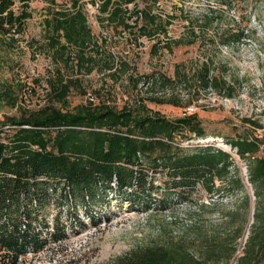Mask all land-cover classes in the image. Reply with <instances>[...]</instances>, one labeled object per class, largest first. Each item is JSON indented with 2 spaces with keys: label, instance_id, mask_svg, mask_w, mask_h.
I'll list each match as a JSON object with an SVG mask.
<instances>
[{
  "label": "rangeland",
  "instance_id": "obj_1",
  "mask_svg": "<svg viewBox=\"0 0 264 264\" xmlns=\"http://www.w3.org/2000/svg\"><path fill=\"white\" fill-rule=\"evenodd\" d=\"M56 3L65 5L61 0ZM46 7V0H31L30 17L21 31L0 36L1 121L53 100L49 79L60 68L78 79L68 95L70 106L104 102L174 119L182 116L183 107L195 104L193 113L206 134L183 139V145L190 149L211 144L228 152L232 165L224 179L214 178L211 191L198 184L189 202L172 200L163 206L158 204L159 192L154 196L157 201L146 208L127 203L119 194L89 200L86 206L70 197L55 201L48 216L59 214L66 239L26 253L20 264H117L139 247L178 243L202 264H237L255 223L257 197L249 181L251 156H239L230 142L256 141L255 155L264 157V0L139 2V9L161 18L156 24L165 27L166 33L161 30L154 37L140 31L142 22L132 30L101 23L98 4L85 0L82 7L93 40L84 52L91 60L80 67L65 65L59 57L55 61L46 47ZM15 10L19 11L18 3ZM233 29L242 30V38L223 43ZM205 67L217 86L201 84ZM228 86L232 96L226 94ZM156 175L161 190L167 177ZM234 177L240 178L242 187L231 182ZM212 247L215 253L209 254Z\"/></svg>",
  "mask_w": 264,
  "mask_h": 264
},
{
  "label": "trees",
  "instance_id": "obj_2",
  "mask_svg": "<svg viewBox=\"0 0 264 264\" xmlns=\"http://www.w3.org/2000/svg\"><path fill=\"white\" fill-rule=\"evenodd\" d=\"M30 1L0 0V36L21 31L30 17ZM61 1L64 7H56L57 0H46V47L55 61L59 57L65 65L84 66L91 60L84 52L93 40L82 7L85 0ZM142 1L146 0H88L98 4L101 23L132 30L142 22L138 28L143 34L166 33L163 25L156 24L161 18L138 8ZM17 3L19 11L15 10ZM242 36V30H228L222 42H237ZM56 70L49 79L53 100L35 111L0 120V264H20L26 253H37L50 242L66 239L59 214L48 216L50 205L62 198L86 206L89 200L119 194L127 203L146 208L157 201L154 196L159 192L158 204L163 206L172 200L189 202L198 184L211 191L214 178L224 179L232 165L230 154L211 144H195L190 149L183 145V139L206 134L196 113L168 119L104 102L70 106L68 95L78 79ZM200 79L205 87L217 86L215 78H208L206 67ZM225 89L232 96L231 87ZM230 144L239 156H251L249 181L257 197L255 223L237 264H260L264 260V157L255 155L256 141L238 139ZM158 172L167 177L161 190L155 183ZM231 182L242 187L239 177ZM247 201L246 197L244 204ZM237 212L231 213V223ZM207 252L214 254V247ZM117 264L202 262L178 243L139 247Z\"/></svg>",
  "mask_w": 264,
  "mask_h": 264
},
{
  "label": "built area",
  "instance_id": "obj_3",
  "mask_svg": "<svg viewBox=\"0 0 264 264\" xmlns=\"http://www.w3.org/2000/svg\"><path fill=\"white\" fill-rule=\"evenodd\" d=\"M196 110V106L195 104H189V105H186L185 107H183L182 109V116H187L193 112H195ZM181 116V117H182Z\"/></svg>",
  "mask_w": 264,
  "mask_h": 264
}]
</instances>
